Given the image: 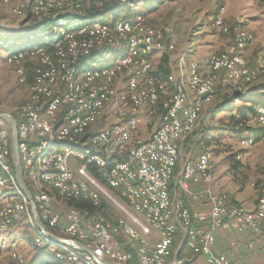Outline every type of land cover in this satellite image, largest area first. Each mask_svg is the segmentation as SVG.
<instances>
[{
  "label": "bare ground",
  "instance_id": "1",
  "mask_svg": "<svg viewBox=\"0 0 264 264\" xmlns=\"http://www.w3.org/2000/svg\"><path fill=\"white\" fill-rule=\"evenodd\" d=\"M110 3L108 2V4ZM108 4L99 8H103ZM28 12L36 16L55 15L56 13L84 15L82 14L81 0L37 2V8L36 0H32L28 6ZM139 13L141 12H136L128 18H115L112 21L76 20L67 22L60 19L50 31L37 30L36 33L29 34L28 38H35V40L29 42L25 49H23V45L20 46L19 41L3 38H0V48L6 53V61L14 65L19 64L27 57H37L43 65L42 69L33 74V79L29 84L30 100L21 104L11 113L14 116L17 113L32 110L38 125H43L44 132L49 135L48 138L42 140L40 145L34 146L30 151L29 169H32V171H27L26 168L22 167L24 165V138H21V133L24 131V123L15 121L18 156L27 187L35 191L36 195L52 203H55L57 199L61 201L82 200L89 203L90 210L71 205L67 211L86 214L97 219L98 223L105 227L108 235H111L119 252L124 253L128 261L136 258L138 264H145V253L139 252L137 238L129 230L126 222L122 218H118L122 233L134 247L133 254L119 248L118 242L113 238L106 215L99 211L101 199L96 200L93 195L74 196L70 191L55 187L51 182L45 180L49 163L43 160L44 157L55 150H62L82 153L94 158L104 157V161H113V154H108V147H110L111 153H119L120 150L129 151L130 148H136L139 143H150L154 134L161 130L162 121L158 122L157 128L149 139H142L137 133V126H131L133 115H136L134 111L149 106L151 110L148 113H153L158 108L160 109V119L170 110L171 100L174 99L176 88L179 95L191 99L193 111L201 112L203 103L200 102L207 101L214 91H200L199 87L192 85V82L195 81V73H198L197 82L209 83V74L207 72L202 73L198 63H194L193 66L192 60L186 62L183 60L186 68L185 74H181L177 78L174 73L170 72L163 79L157 78L153 73L155 68L151 58L153 50L166 49L167 51H173L175 45L164 44L163 40H159L164 39L165 32L163 28L150 24L143 12L144 20L140 21V31L144 32L140 36H133L132 38L131 34L128 33V26H133L134 17H137ZM221 14L222 8L214 16L213 26L215 28L223 27ZM97 25L106 27L95 28V31L82 30ZM158 30L159 32H156ZM152 32H155V38L152 37ZM116 39L121 40L119 44L120 52L115 50ZM252 39L253 35L249 30L239 28L233 34L232 40L225 50L210 54L208 63L209 60H217L220 55L229 56L231 53L232 57L238 60L239 63H251L253 58H255V62L260 63L261 71H252L251 78L229 77L225 83H222L223 86L230 87L242 82L249 83L264 75V44L260 45L251 60L244 58L240 53V50ZM102 41L108 42L102 44ZM134 47L140 48L143 53L149 55L146 61V71L147 76L151 78V83L138 84L137 90H127L121 93V90L116 91L112 87L119 75H129L127 58H132ZM93 53L95 55L94 59L81 65L80 61L77 62V58L73 57L74 55H82L83 59ZM13 54H16V56L12 57ZM117 68L118 75H113L112 72H115ZM237 71H244V64H237ZM16 72L19 81L21 83L26 82L23 67L17 66ZM169 84L173 85L172 94L163 98L162 94L165 93ZM159 87H161L160 90ZM61 93L66 96L61 111V120L69 121L70 117V121L73 123L70 124V129L63 128L61 122H56V113H52L49 107L54 102V95H60ZM152 94H155V97H151ZM104 115H110L119 119V121L110 123L99 130L88 129L97 118L104 117ZM255 120L258 124L264 126V105L258 106ZM182 129H189V122H182ZM87 132H100V137L106 142L107 147L100 144L94 136H81ZM240 143L247 146L253 143V139L245 137L241 139ZM202 157L203 160L209 162L208 170L192 171V178L198 182H206V195L212 197L213 200H219L220 203H229L235 206L240 214H253L255 207L264 205V198H262L264 197V185L259 190L253 209H246L239 204L230 203L225 193L215 192L212 188L213 180H209L213 175L211 170L212 152L210 150L202 151ZM185 171H190V163L183 164V171L176 180V183H179L182 189H187ZM7 187L14 189L10 195L7 193L9 191ZM13 194L17 195L16 201L6 202L5 196L10 197ZM174 207L175 199L167 198L165 208ZM21 216L27 217L33 228L36 229L28 197L19 187L13 167L7 165V162L0 157V228L3 230L10 229ZM183 226L188 228L186 236L188 245L192 219H185ZM175 233H177V225H169L164 233V242H170L171 246ZM34 242L38 246H45L46 250L57 259L71 264H74V255L82 253V251L69 246L51 242L37 229ZM14 245L15 243L12 242L10 256L15 261L25 264V257L13 247ZM169 253L170 251L161 253V264H167ZM107 255L112 257L114 262L119 263V259H115V253H112V250H101V257L106 258Z\"/></svg>",
  "mask_w": 264,
  "mask_h": 264
},
{
  "label": "built area",
  "instance_id": "2",
  "mask_svg": "<svg viewBox=\"0 0 264 264\" xmlns=\"http://www.w3.org/2000/svg\"><path fill=\"white\" fill-rule=\"evenodd\" d=\"M37 2H50V0H36V8ZM81 2L82 14H84L87 4L91 2L96 7H101L114 0H81ZM60 15L58 14L57 17ZM142 20L144 16L141 12L134 17L133 26H128V33L132 38L144 32L140 31ZM102 27L106 26L97 25L82 30L95 31V28ZM152 37L155 38V32H152ZM159 40H163L164 44H174L166 39L165 34L164 39ZM107 42L102 41V44ZM14 56L16 54L12 55ZM73 57L77 58V62L82 60V55ZM148 58L149 55L143 53L140 48L134 47L132 58H127L129 75H119L120 83L117 85L121 86V93L137 90L138 84L151 83L146 71ZM192 62L193 66L194 63H198L195 60ZM237 64H244V71H237ZM209 67L210 70L207 72L209 83L197 82L198 73H195V81L192 82V85L199 87L203 92L215 91L217 80L222 84L229 77L251 78L252 71H261L260 63L255 62V58L251 63H239L232 57V53L229 56L220 55L217 60H209ZM112 74L118 75V68ZM151 97H155V94ZM65 99L63 93L54 95V102L49 107L52 113H56V122H61L63 128L70 129V124H73L70 117L69 121L61 120ZM144 110L149 112L151 108L146 106L138 115H133L131 126H139L141 113ZM200 114L201 112L192 110L191 99L179 95L176 88L170 110L158 119L162 121V128L154 134L150 143H139L136 148H130L129 151L120 150L119 153H111L108 147V154H113V161H104V157L94 158L82 153L55 150L43 158L49 163L45 180L55 187L72 192L74 196L93 195L96 200L108 201L137 238L139 252L145 253V264H161L163 251H170L171 255L172 246L170 242H164V233L169 225H177V233L174 236L176 238L179 229L183 230L185 219H192L189 250L194 254L205 255L207 264H229L225 256L213 251L214 230L250 229L257 234H264V205L255 207L253 214H240L235 206L220 203L219 200H213L206 195V182H198L192 178V171L208 170L209 162L203 160L202 151L194 161L184 162L190 163V171H185L187 189L182 190L196 200H205L208 208L194 209L182 197L171 196V189H180L179 183H176L177 171H175L180 156L178 141L196 127ZM13 118L14 121L24 123V131L21 133V138H24L22 167L32 171L29 169V153L49 135L44 132L43 125H38L32 110L17 113ZM182 122H189V129H182ZM83 135L94 136L100 144L106 146V142L100 137V132H87L81 136ZM0 157L7 162V165L13 167L10 129L4 120H1L0 124ZM179 171H183V164ZM209 180H213V175ZM189 183H204V186L198 190H191ZM29 191L39 218L48 228L60 230L66 237L82 242L90 250V253L75 254L74 264H100L99 259L108 260L101 257V250H112L119 263L128 262L124 253L119 252L111 235H108L105 227L100 225L97 219L86 214L59 209L55 203L36 195L32 189ZM167 198L175 199L174 208H165ZM152 237L155 238L154 241L151 240Z\"/></svg>",
  "mask_w": 264,
  "mask_h": 264
},
{
  "label": "rangeland",
  "instance_id": "3",
  "mask_svg": "<svg viewBox=\"0 0 264 264\" xmlns=\"http://www.w3.org/2000/svg\"><path fill=\"white\" fill-rule=\"evenodd\" d=\"M16 1L17 2L13 6L12 10L16 15H20L25 19L29 18V21L27 20V22H29L27 25H30L35 21H37V19L35 18L41 19L43 17H49V16L53 17L52 14L49 16L32 15L28 12L26 13L25 9L22 11H17L15 10L17 5H19L20 3L29 5V3L32 0L30 1L16 0ZM119 1H123V3L126 5L125 12H123L124 14H130L129 16H132L131 13L135 11L143 12L144 15L146 16V20L150 24L162 27L164 32L167 28L173 26L174 29L179 33L181 39L180 41L182 43L186 42L189 38H191L193 34L211 35L212 37L217 39L218 38L220 39L221 36L227 38L228 35L230 34V37L232 38L235 31L239 28H244L249 30L252 33L253 38H254L253 33L255 32L257 39L259 41H264V0H136V1L119 0ZM135 6L138 7L135 8ZM221 8H222L221 15L223 17V27L215 28L213 26V19L216 13H218ZM105 16L108 17L104 21H112L113 19H115L113 15L110 13L106 14ZM161 17L164 20L163 24L159 21V18ZM13 22L16 23V19L15 20L13 19L11 23ZM1 23L2 22L0 21V27L1 25L4 26L7 24H11L10 22H6L2 24ZM38 28L39 27L30 28V29L25 28L23 36L19 38L16 37L5 38L1 36L0 38L19 41L20 46L23 45V49H25L29 42H33L35 40V38H28L29 34L33 32L36 33L37 31L36 29ZM120 43L121 40L116 39L117 45L115 50L119 52L121 51V49H119ZM165 53H167V56H166V61L163 65L166 68L167 70L166 73H167L169 72L168 61H169V54L171 52L169 53L165 51ZM163 55L165 54L163 53L162 56ZM17 66H22L24 69V73L26 75V82L24 83H21L18 79V74L16 72ZM42 67H43L42 62L37 57L36 58L27 57L17 65H14L13 63H9L6 61L5 51L0 48V111H6L11 114L21 104L30 100L31 98L30 89H29V96L26 100H25L26 97L18 96V94L23 90L24 84H28L29 87V84L33 79L32 78L33 74L35 72H38L40 69H42ZM166 73L164 74L161 73L160 76L165 75ZM175 75L177 74L175 73ZM119 83H120V76L115 81L112 88L115 89L116 91L121 90V86L117 85ZM169 85H167L163 97H169L172 94L173 85H171V90H172L171 93L169 94L167 92ZM224 87L227 88V86ZM232 87L233 86H230L228 87V89H232ZM237 103L238 100L234 102V105H236ZM259 105L261 106L262 104H258L255 107L256 110L258 109ZM134 112H135L134 114L138 115L140 110ZM229 115L230 112L228 111H221V112L216 111L214 112L213 115L206 116L205 114L203 115V117L202 116L200 117L198 125H196V127L190 133L185 135V137L183 138V146H182V150L180 151V156L175 171L180 170L182 164L186 162L185 158H187L188 156L189 157L193 156L194 154L199 152V150H200L199 153H201V151L210 150L212 152V168H211L212 172L214 170L231 171L232 172L231 178L236 182V185L239 188H244L245 191H248L251 188L260 189L261 186L264 185V136H259L257 134L259 131L257 130L253 134H249V131H246V128L244 126L242 128L236 127L235 125H233V122L228 121L230 117ZM159 116H160V109L159 111L156 109L153 113L150 114L141 113L139 126L137 127V130L138 129L140 130H138L137 133L142 139H149L152 136L154 130L158 126ZM105 117H110L111 121L114 118L110 115H104L103 118ZM111 121L108 122L105 120V123L101 127H96V128L93 127V130L102 129L103 127L110 124ZM249 125L251 127H254L260 124L256 122L254 116L253 119H250ZM146 128L150 130L154 129L150 132L149 136H145L144 134H142V131H144V129ZM139 131H141V134ZM246 136H250L253 138V143L247 146L240 143L241 141L240 139ZM199 139L200 141H202L201 143H198ZM7 189H9V191L7 192L8 195L13 193L14 191V189L11 187H7ZM214 191L218 193L220 192L225 193L227 200L230 203H233L229 200L226 192L216 191V190ZM177 193L178 190H176V194ZM5 197H6V202H14L16 201L17 195L13 194L10 197L9 196H5ZM69 205H70L69 203L66 205L67 209L69 208ZM99 211L105 214L108 220H109L108 215L111 218L112 222L109 220V223L111 225L112 235L113 238L118 242L119 248L133 254L134 247L132 243L127 239V237L122 233L120 225L118 223V218H120L118 211L113 206H111L108 201H105L104 199H101V206L99 207ZM112 218L114 219V222ZM18 221L19 223L17 225V229L13 231L11 237H6V239H10L9 243L11 248H12V242H14L15 245L13 247L19 250L25 257V259H28L29 256H31L35 252V248L38 246L37 244H34L36 229L33 228L32 224L27 219V217L21 216L18 218ZM0 230L8 232L9 229L3 230L2 228H0ZM128 243L130 244V250L126 249L128 247ZM124 246L126 248H124ZM106 258H108V260L114 261L113 258L108 255ZM132 260L136 261V258H133ZM27 263L28 262H26V264Z\"/></svg>",
  "mask_w": 264,
  "mask_h": 264
},
{
  "label": "crops",
  "instance_id": "4",
  "mask_svg": "<svg viewBox=\"0 0 264 264\" xmlns=\"http://www.w3.org/2000/svg\"><path fill=\"white\" fill-rule=\"evenodd\" d=\"M18 1H22V0H18ZM130 1H136V0H130ZM16 2H17L16 0H0V21L2 23H6V22L11 23L13 19L14 20L16 19V23L13 22L11 24H7L4 26L1 25L0 28L2 31L19 32L28 27L27 24L29 22H27V20H29V18L25 19L20 15H16L12 10ZM28 6L29 5L27 4L25 5L23 3H20L19 5L16 6L15 10L22 11L25 9V12L27 13ZM137 7L138 6H135V8ZM135 12L131 13V15H133ZM123 14L124 13L121 12L117 14L115 13L113 14V17L114 18L115 16L117 18L124 17ZM108 16H105V19H107ZM159 21L162 24L164 23L162 17L159 18ZM253 34H254V38L248 43H246V45L240 50L241 55L248 60H251L252 57L255 55V53L258 51L260 45L264 44V41H259L257 39L255 32ZM196 35L197 34H193L191 38H189L186 42L182 43L180 41L181 39L179 33L174 29V27L171 26L170 28H167L165 30V37L168 41L170 42L172 41V43H174L175 48L173 51H167L166 49L160 51L153 50L151 54V58L154 63V67H157L159 65L162 54L165 53V51H167L169 53L171 52L169 54L168 66L170 68V71H172V73L175 72L177 74L176 75L177 78H179L181 74H185L184 72H186L185 63L183 62V60L185 62L188 60H195L198 62L199 69L202 73L208 72L210 70L208 63V58L210 54L225 50L230 44L232 38L230 37V34L228 35L227 38L221 36L220 39L214 38L211 35H201V34L197 36ZM216 84H217L216 90L209 96L208 100L202 104L200 117L201 116L203 117V115L205 114L207 116V112L209 111V106H211L214 102L221 99V97L225 93H228L232 90L237 91L242 96H248L249 99L253 101L254 107L257 106L259 102H264V75L259 76L258 78L254 79L249 83H245V82L239 83L238 85L233 86L232 89L225 88L220 83V80H217ZM171 91H172L171 85H169L167 92L170 94ZM18 96L26 97L25 100L28 98L29 96L28 84H24L23 90L18 94ZM142 113L150 114L146 110H144ZM200 117L198 119L197 125L199 123ZM105 120L108 122L111 121L110 117H105V118L100 117L95 120L97 123L94 121L88 127V129L93 130V127L95 128L101 127L105 123ZM118 121L119 119L114 117L111 122L115 123ZM152 130L146 128L144 129V131H142V134H144L145 136H149ZM139 132L141 134V131ZM183 138L178 141L179 152L182 150ZM199 152H197L193 156L190 157L188 156L187 158H185L186 159L185 161H194ZM180 173L181 171H177L176 180L179 177ZM231 173H232L231 171L214 170L213 181H212L213 189L216 191L226 192L230 201L237 202L234 204H239L246 209H253L255 207L257 196L259 195L258 192L260 189L251 188L248 191H245L244 188H239L236 185V182L231 178L232 177ZM189 186L191 190H198L204 186V183H189ZM176 190H178L177 194H176ZM170 192H171V196L182 197L184 201L194 209L205 210L208 208V205L205 200H200V201L196 200L190 194L185 193L181 187L180 189L173 188L171 189ZM66 203L68 204L69 201L68 200L61 201L59 199L55 201V205L59 209L64 208L65 211L67 210ZM70 206L71 205H69V207ZM108 218L112 222L109 215ZM18 223L19 221L16 222L8 230V232L0 230V264H19L10 256V250L12 249L9 243L10 239H6V237H11L13 231L17 229ZM187 233H188L187 227L183 226V230L179 229L176 238H174L171 244L172 251H171V255L169 253L167 264H207L205 255L194 254L192 251L189 250L188 245L186 243ZM213 235H214V242L212 245L213 251L216 254L225 256L228 259L229 264H264V234H257L250 229L237 230V229L217 228L214 230ZM151 240L154 241L155 238L152 237ZM127 248L128 250H130L129 243ZM33 255L34 253L31 256H29L28 259H25L27 260L26 262H29V260L32 258ZM132 261L136 263L135 260Z\"/></svg>",
  "mask_w": 264,
  "mask_h": 264
},
{
  "label": "trees",
  "instance_id": "5",
  "mask_svg": "<svg viewBox=\"0 0 264 264\" xmlns=\"http://www.w3.org/2000/svg\"><path fill=\"white\" fill-rule=\"evenodd\" d=\"M125 6L126 5L123 3V1H119V0L114 1L111 4H109L103 8L96 7L94 5V3L91 2V3L87 4L84 15L78 16V15H74L72 13H63V14L62 13H56L55 15L52 14L53 17L49 16L51 14L43 15V16H49V17H43L41 19L35 18V19H37V21L28 25V27L26 29L39 27L36 30H38V31H50L51 28L53 26H55L59 22L60 19L65 20L67 22L76 21V20L104 21L106 14L110 13L113 15L115 13L117 14L119 12H121V13L125 12V8H126ZM58 14H61V15L59 17H57ZM123 15H124V17H121V18L130 17L129 16L130 14H123ZM115 18H117V17L115 16ZM23 34H24V30L19 31V32H17V31L5 32V31H2L0 28V36L1 37L19 38V37L23 36ZM164 54L165 55L162 56V59H161L159 65L153 69L154 75L157 78H161V79L165 78V76L168 73H170V68H169V72L166 73L167 70L163 65L166 61V56H167V53H164ZM94 57H95L94 53L88 55L86 58H83L80 61V65L84 64L85 62L92 61L94 59ZM160 71L162 74L166 73L165 75H162L164 77L160 76L161 75ZM236 100H238V103L236 105H234V102ZM258 104L263 105L264 103L259 102ZM255 107H254L253 101L251 99H249L248 96H242L237 91L232 90L228 93H225L221 97V99L214 102L210 106L209 111L207 112V116L213 115L214 112H216V111L217 112L228 111V112H230V115H229L230 117H229L228 121L233 122V125H235L236 127H239V128H242L244 126L246 128V131H249V134H253L257 130V131H259L257 133L259 136H264V126L257 125V126L251 127L249 125L250 119H253V117L256 115ZM157 110L159 111L158 108H157ZM246 137H250V136H246ZM242 138H245V137H242ZM201 142L202 141H200V139H199L198 143H201ZM202 148H204V147H202ZM233 203H237V202H233ZM69 204L73 205L74 207L80 208V209H87V210L91 209V206L89 205V203L82 201V200H78V201L69 200ZM87 204H88V207H87ZM49 229L53 230L54 232H56L59 235L65 236L64 233H62L60 230H58L56 228H49ZM124 248H126V247L124 246ZM126 249H128V248H126ZM131 260L128 261L126 264H136L135 262H133ZM27 264H68V263L63 262L60 259H57L52 253H50L46 250L45 246H37L35 248L34 255L32 256V258L29 260V262Z\"/></svg>",
  "mask_w": 264,
  "mask_h": 264
},
{
  "label": "water",
  "instance_id": "6",
  "mask_svg": "<svg viewBox=\"0 0 264 264\" xmlns=\"http://www.w3.org/2000/svg\"><path fill=\"white\" fill-rule=\"evenodd\" d=\"M0 119L4 120L10 129V141H11V154H12V165L16 176V181L21 190L26 194L30 204V210L33 215L36 229L51 242H55L61 245L69 246L75 250L90 253V250L80 241L62 236L49 229L39 218L35 203L32 200L31 193L27 188L26 182L23 178L22 167L18 156L17 149V131L16 123L13 116L6 111H0ZM100 264H122L110 260H98Z\"/></svg>",
  "mask_w": 264,
  "mask_h": 264
}]
</instances>
